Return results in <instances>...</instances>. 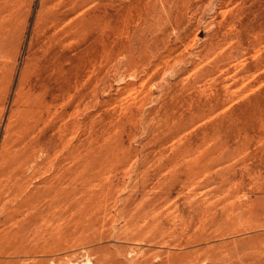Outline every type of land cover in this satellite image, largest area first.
Returning <instances> with one entry per match:
<instances>
[{
	"label": "rangeland",
	"instance_id": "1",
	"mask_svg": "<svg viewBox=\"0 0 264 264\" xmlns=\"http://www.w3.org/2000/svg\"><path fill=\"white\" fill-rule=\"evenodd\" d=\"M0 264H264V0H0Z\"/></svg>",
	"mask_w": 264,
	"mask_h": 264
},
{
	"label": "bare ground",
	"instance_id": "2",
	"mask_svg": "<svg viewBox=\"0 0 264 264\" xmlns=\"http://www.w3.org/2000/svg\"><path fill=\"white\" fill-rule=\"evenodd\" d=\"M55 61H56V60H55ZM17 191H18V193L22 192V191L19 192V190H17ZM18 193L16 192V195H20V194H18Z\"/></svg>",
	"mask_w": 264,
	"mask_h": 264
}]
</instances>
